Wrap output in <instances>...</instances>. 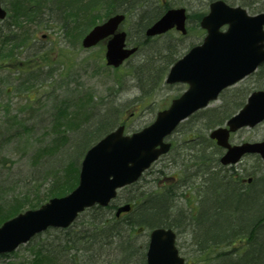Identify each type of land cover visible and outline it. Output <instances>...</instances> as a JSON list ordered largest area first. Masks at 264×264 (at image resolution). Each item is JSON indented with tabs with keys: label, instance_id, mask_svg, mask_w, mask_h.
<instances>
[{
	"label": "trees",
	"instance_id": "trees-1",
	"mask_svg": "<svg viewBox=\"0 0 264 264\" xmlns=\"http://www.w3.org/2000/svg\"><path fill=\"white\" fill-rule=\"evenodd\" d=\"M96 1L94 0V7L97 4ZM123 1L128 4L123 7L124 9L134 10L137 8L139 10L138 20L142 21H136L135 29H139L140 33L134 44L139 45L143 50V46H146L148 42L143 38V33L149 23L148 17L144 16V9L139 8L143 2L142 0L140 2L137 0ZM227 1L232 2L234 0ZM242 1L248 4L247 0ZM253 1L256 3V1L260 2L261 0ZM262 2L260 8L264 9V0ZM15 3L16 7L12 11L10 9L11 13H9L8 19L4 21V24H0V69L14 67L12 71L18 68L21 72H28L22 66L23 64L28 65L31 58L21 59L19 56L31 39L29 37V34H31L29 32L30 27L25 25L23 21L31 23L37 20L41 21L40 18L45 14H51L59 10L61 13L60 18H62L63 11V19L65 20L71 16L78 17L80 14H84L87 22L73 27L78 32H81V30L87 31L91 23L97 22V19H93V16L85 17V14L91 11V1L86 2V4L79 3L77 7H74L69 0H17ZM169 6L170 4L167 2L164 9L157 11V17L164 13V10ZM145 11V13H150L148 9H145ZM199 14L201 15V13ZM180 49V44L175 47L169 44L166 49L164 47L158 49V52L155 53V56L158 57L156 61L161 59L166 63L158 62V64L160 63L159 67L153 55L154 58H149L151 59L150 65L147 60L146 64L148 65H145L146 61L137 63L133 70L136 76L135 82L143 88L142 94L138 96L139 99L149 96L148 93L152 88L145 89L148 82L159 85L164 81L167 68L170 63L177 59V55L181 52ZM157 70L161 72L159 75H157ZM29 82H31V76L21 80L17 85V89L22 92L32 87V82ZM249 91V88L237 91L236 96L233 95L223 99L221 105L214 108H205L194 116L201 115L206 122L205 129H212L218 124L224 123L226 118L244 104V101H240L237 95H243L245 98ZM87 101L89 102V100ZM28 105L29 103L26 104V106ZM6 109H8L7 105ZM65 110L64 113L66 112L65 114L70 119L69 116L73 112H68L66 108ZM112 110L113 108L106 107L104 115L96 110L92 112L86 110L85 117L88 118V121L85 125L76 124L75 128H78L76 131H68L67 133L63 131L57 137L53 136L51 140H56V142L61 139L69 140L71 137L76 138L78 143L75 144L74 149L57 143L58 148L51 150V152L56 151L50 153L47 157V160H52V163L47 166L48 162L44 160L43 164L35 167L32 178L39 185L38 190L42 188L41 170L45 169L49 183L53 178L50 186L44 191V195L35 192V196L31 198L26 195L27 193H24L22 196L14 195L12 199L6 201L3 194L7 185L0 181V224L12 215L23 211L27 208V205L30 208L37 207L51 197H55V195H65L66 192L76 186L79 176V159L86 153L87 148L96 143L107 132L116 128L118 124L126 122L123 117L122 119H114L111 115L114 111ZM96 113L99 118L92 123V117ZM122 114L124 115L123 112ZM82 116L78 119L80 120ZM12 120L11 122L9 119L10 124L23 123L22 119H18L16 116ZM72 124L74 125V123ZM87 125L90 126L85 127ZM83 126L85 128H82ZM206 139L207 149L201 147V144L200 146H192L195 150L194 165L198 168L192 173L191 177H196L198 172L201 171V179L204 181V188L201 187L203 191H198L200 194L197 213L179 216L178 219L174 218L176 217L174 209L177 206V188L180 185H185L186 179H183L181 183L177 182L179 179H175V183L165 182L162 186L156 183L159 188L129 196L128 202L132 203V210L121 214L120 217H117L114 213L115 204H110L108 207L99 205L88 208L80 214L78 220L71 227L57 229L65 235V240L56 241L54 238L49 240L50 237H47L49 239L43 245H40V243L34 246L30 245L32 250L36 246L37 248L32 251L31 258L20 264H68L69 261L73 262L78 256L85 258L86 255L91 257V254H94L98 259L103 258L105 261L102 264H145L146 231L155 228V226H170L177 229L179 223L184 225L182 226L183 229L189 226L190 229L192 228L194 235L196 234V247L194 249L196 252H194L193 260L198 264L200 262L219 264L222 261H226L227 264H264V197L261 204L256 200L259 199V195L264 196V175L257 176V171L248 170L246 167L238 170L236 166L225 167L220 165L218 157L222 151L221 148L216 146L209 138ZM210 143L215 148L213 151L208 150L211 146ZM256 164L259 170H264L263 163L258 157ZM188 176L189 174L186 175V178H189ZM251 176L250 182L245 181L247 177ZM175 177L174 174V177L171 175L164 178L172 182ZM135 186L128 188L131 189ZM195 215L197 216L195 217ZM51 230L53 229L46 230L44 234ZM39 236L41 234L35 237ZM33 239L35 241L36 238ZM235 243L242 244L237 246ZM53 245L57 246L51 248ZM112 248L111 255L109 250ZM58 253L65 256L62 255L61 257ZM93 264H97L95 260Z\"/></svg>",
	"mask_w": 264,
	"mask_h": 264
},
{
	"label": "rangeland",
	"instance_id": "rangeland-1",
	"mask_svg": "<svg viewBox=\"0 0 264 264\" xmlns=\"http://www.w3.org/2000/svg\"><path fill=\"white\" fill-rule=\"evenodd\" d=\"M69 1L73 3L74 7H77L80 0ZM137 1L140 2L141 0ZM208 1L210 2V0H150L146 5L151 9L156 5H165L167 2L176 7L182 5L188 8L190 14H195L193 17L196 16L198 20L199 13L195 11L208 9ZM142 2L144 3L145 1L142 0ZM7 3L11 6L14 0H7ZM258 4V6H262V3ZM114 5L123 7L128 4L123 0H97L95 13L94 9H91L90 12L85 14V17L93 16V19H97V22H102L105 18L104 16L112 10ZM252 9L254 11L250 10L253 11V13L257 10V8ZM138 14L139 10H134L123 26L127 30H131L132 38L136 36L134 29L135 21L139 18ZM52 15L57 16V12H54ZM61 19L63 22V14ZM86 20L87 19L84 18L83 23L87 22ZM72 21L73 19L67 18L63 24L66 25V28H70ZM62 22H52L51 27L48 26L44 28L42 26L43 28H37V30L36 27L33 26L35 32L29 31L32 32L30 35H32L34 39L31 40L32 45L27 54L40 56L39 59L34 62V64L40 66L39 68H35L30 74L32 78L31 82H33L31 84L32 87L22 91L25 98L19 95L20 91L18 89L14 90L10 96L5 95L4 91H2L0 95V181L7 185L5 186L6 191L3 194L6 201L12 199L14 195L22 196L24 193H27L26 195L31 198L35 196L36 193L44 195V191L50 186L53 178H51L49 183L45 169L43 171L41 170L42 188L38 190L39 185L35 182L34 178H32V172L35 170V167L40 166L43 164L44 160H47L50 153L56 151L51 152V150L58 148L57 143L62 146L66 145L70 149L75 148L78 143L76 138L73 139L70 137L69 140L61 139L58 142L51 139L53 136L57 137L63 133V131L66 133L68 131H76L78 129L75 128L76 124L85 125L88 121V118L85 117L86 110L92 112L96 109H100V114L104 115L106 107L113 108L114 111L112 110L113 113L111 115L114 119L125 118L128 132H131L149 124L155 118L158 110L169 106L171 99L182 93L183 89H185L183 83L167 85L166 82L163 81L157 85V83L148 82L145 89L148 90L152 88L148 93L149 96L139 99L138 96L142 94L143 88L136 84V76L133 71L137 63L147 60L149 64L151 62L149 58L153 56L155 57V62L158 67L160 64H158V62L166 64L165 61L161 59L156 61L158 57L155 56V53H157L158 49H161V47L166 49L170 40L176 38L179 40L180 37H182L181 33L177 30H173L158 38L157 41L143 46V50L140 48V50L137 51L135 55L128 58L122 66L114 69L107 65L105 61L106 50L104 41L96 46H92V48H84L81 44L82 33L68 32L66 34V28L61 26ZM2 24H4V22H2ZM73 31L75 30L73 29ZM202 33V31L192 29L186 38L181 39V52L177 57L188 50L192 43L198 42L203 36ZM23 59H25V56ZM147 61L145 65H148L146 64ZM6 68L7 67L4 69ZM259 71L255 75L247 78L245 82L243 81L231 87L225 95L216 99L215 102H212L208 108L221 105L224 101L223 99L233 95L236 96L238 93L237 91L247 88H258V86L264 87V68H261V71ZM9 73V69L0 71V80L4 84L2 90H7V85L18 84V78H16L14 74L8 76ZM159 73L161 72L157 70V75H159ZM17 77L19 76L17 75ZM237 96L240 101L245 100L243 95ZM87 100H89V102ZM7 103H10L8 109H6ZM27 103H29L28 106H26ZM20 107L26 108L23 111L24 116L21 117L23 123L10 124L8 121L11 115L18 112ZM65 108L68 109V112H73V114L69 116L70 119H68V115L65 114L66 112L64 113V111H66ZM96 114L92 117V123L96 122L99 118L98 114ZM81 115L83 116L79 120L78 118H80ZM72 123H74V125ZM88 126L90 125L85 127ZM85 127L83 126L82 128ZM205 127L206 122L201 115L183 121V124L177 131L172 133L170 138L171 141L174 142V145H176L175 148L169 154L163 155L160 161L154 163L151 172L146 174L137 186L131 189H121L115 202L120 205L124 203L129 196H132V194H142L144 191L147 192L159 188L156 183L160 185H163L165 182L175 183V179H179L181 183L183 179H186L185 185H180L177 188V206L174 211L180 212L179 216L182 214L183 216L192 215V213H194L193 211H186L191 208L190 205L193 206L195 203L193 199L195 196L194 192L203 191L201 187L204 188V181L201 179V171L198 172L196 177H191V175H189V178H186V175L191 172L193 173L198 168L194 165L193 156L195 150H193V147L186 142V140L192 139L194 143L197 136H199L197 140L201 139L200 136H207L209 138V130H206ZM260 139H264V122L253 128H242L231 136V140L234 143L249 140L260 141ZM203 144H205V142ZM214 149L212 144L210 148H208L210 151ZM82 158L83 156L79 159L80 163ZM256 160L257 156H245L239 161L236 168L239 170L246 167L248 170L257 171V176H262L264 175V170L258 169ZM47 162L48 166L52 163V160H47ZM174 174L176 177L172 182L164 178L171 175L174 177ZM187 190L188 193L186 194ZM191 190H193V192ZM182 193L185 194L181 195ZM259 196V199L257 198L256 200L261 204L264 196ZM26 207L25 209L30 208L28 205ZM196 216L197 215H195V217ZM174 218L178 219L177 216ZM182 226L184 225L179 223V227H177L180 233L178 236V243L182 254L188 259H193L194 252H196L194 250L196 247V234L194 235L192 228L190 229L189 226L186 229H183ZM47 237H50V239ZM35 238L39 240H32L33 242L31 241L20 246L13 253L0 255V264H20L21 262H25L26 259L32 257V251L37 248L36 246V248L32 250V246L30 245L34 246L37 243L43 245L46 240H53V238L56 241H63L66 237L59 230H51ZM193 244H195V246ZM235 244L238 246L242 243ZM55 246L57 245H53L51 248ZM109 252L112 255L113 248L110 249ZM58 255L62 257L63 254L58 253ZM64 256L65 255H63V257ZM94 260L97 264H102L103 261H105L103 258L98 259L94 254H91V257L86 255L85 258L78 256L73 262L69 261L68 264H93ZM224 263H226V261L219 262V264ZM199 264L205 263L200 262Z\"/></svg>",
	"mask_w": 264,
	"mask_h": 264
},
{
	"label": "water",
	"instance_id": "water-1",
	"mask_svg": "<svg viewBox=\"0 0 264 264\" xmlns=\"http://www.w3.org/2000/svg\"><path fill=\"white\" fill-rule=\"evenodd\" d=\"M6 13L0 0V18ZM124 18L123 14H114L102 24L93 26L83 38L84 46L91 47L113 35L106 49V61L113 66L122 64L136 51V48L125 47V31L116 32ZM185 20L184 8L169 9L148 28L147 34L156 35L175 25L185 32ZM226 23L230 26L222 32L220 27ZM201 24L208 30L204 42L172 65L166 79L168 83H189L187 91L174 98L169 108L158 112L149 126L131 135H124V126H120L92 146L81 165L80 183L72 192L4 222L0 227V253L14 250L49 226L67 227L77 218L78 212L88 206L108 205L117 195V188L136 181L154 160L169 150L170 143L164 138L180 121L206 106L225 86L243 78L264 60V12L251 17L244 9L231 8L224 1H217L211 4L210 14ZM248 98L241 111L227 120V127L211 132V137L228 149L221 158L224 164L235 163L250 152L260 153L264 158V140L238 145L229 143L230 131L254 126L264 118V90L253 92ZM129 209L130 205H125L117 213ZM175 238L176 233L171 228L152 230L146 264H186L178 254Z\"/></svg>",
	"mask_w": 264,
	"mask_h": 264
},
{
	"label": "flooded vegetation",
	"instance_id": "flooded-vegetation-1",
	"mask_svg": "<svg viewBox=\"0 0 264 264\" xmlns=\"http://www.w3.org/2000/svg\"><path fill=\"white\" fill-rule=\"evenodd\" d=\"M145 16V15H144ZM148 18H150L148 15H146ZM145 18V17H144ZM142 20H139L138 22H141Z\"/></svg>",
	"mask_w": 264,
	"mask_h": 264
}]
</instances>
